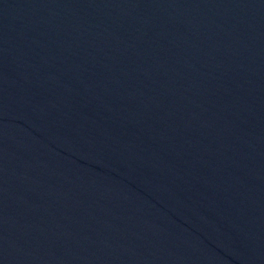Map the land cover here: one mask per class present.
Segmentation results:
<instances>
[{
    "label": "water",
    "instance_id": "obj_1",
    "mask_svg": "<svg viewBox=\"0 0 264 264\" xmlns=\"http://www.w3.org/2000/svg\"><path fill=\"white\" fill-rule=\"evenodd\" d=\"M264 24V0H0V157L157 62Z\"/></svg>",
    "mask_w": 264,
    "mask_h": 264
}]
</instances>
